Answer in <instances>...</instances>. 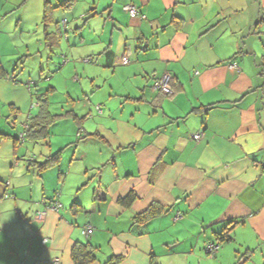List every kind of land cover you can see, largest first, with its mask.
Returning a JSON list of instances; mask_svg holds the SVG:
<instances>
[{"label": "crops", "instance_id": "0c3cea01", "mask_svg": "<svg viewBox=\"0 0 264 264\" xmlns=\"http://www.w3.org/2000/svg\"><path fill=\"white\" fill-rule=\"evenodd\" d=\"M106 3L107 22L100 32L90 26L93 34L81 39L86 50L76 58L97 59L86 73L99 80L93 92L105 88L108 94L88 100L83 114L71 109L90 117L84 126L65 115L74 125L59 130L61 147L94 141L75 170L70 163L58 172L53 194L42 182L37 203L31 190L19 192L22 182H0V195L7 193L0 198V231L6 233L0 255L15 264H51L55 256L59 264H75L72 247L89 242L95 256L89 264L115 257V264H236L240 258L264 264V0ZM129 3L145 18L130 17L123 10ZM42 9L41 3L39 23ZM4 51L0 47L6 68ZM122 57L129 62L122 64ZM165 73L174 85L171 96L152 87ZM31 172L44 179L45 171ZM58 183L61 207L38 219ZM130 192L129 205L119 202ZM74 201L81 205L76 212ZM153 202L167 211L133 227L132 217ZM177 212L182 217L174 220ZM87 224L95 230L85 238ZM225 228L231 240L209 256L205 244Z\"/></svg>", "mask_w": 264, "mask_h": 264}, {"label": "rangeland", "instance_id": "374dc122", "mask_svg": "<svg viewBox=\"0 0 264 264\" xmlns=\"http://www.w3.org/2000/svg\"><path fill=\"white\" fill-rule=\"evenodd\" d=\"M22 1L0 0V47L5 49L2 58L9 60H6V68L14 75L13 79L11 77L0 79V133L5 134L0 141V182L4 184L11 178L17 182L16 184L22 182L24 187H21L19 192L24 194L31 190L32 200L37 203L38 197L44 192L42 182L51 188L53 194L52 188L57 181L58 172H62V168L70 163H72V171L75 170V167L85 160L84 156L90 149L88 145L94 140L82 142L78 146L69 143L61 147L59 144L62 137L59 130L67 124L74 125L71 120H66L64 117H59L61 119L58 118L51 125L49 136L45 140L33 143L28 137L21 139L20 135L24 131V124L38 111L37 96L47 94L49 86L54 87V90L49 91L47 95L48 108L53 114L64 113L72 108L79 115L83 114L81 107L87 106L88 100L93 102L94 97L101 92V96L108 94L103 90L105 88L95 89L97 92H93L99 80H92L89 71L86 73L87 65H92L95 69L93 65L97 59L79 61L76 58L82 57L80 52L86 50L79 46V42L93 34L90 26L97 27L100 32L103 28L101 24L107 22L108 9L103 12L101 10L107 6L108 0L96 2L95 9L99 12L96 15L90 10L92 6L94 7L92 2L96 0H75L67 10L53 9V22L50 23L52 28L59 19L65 17L69 20L68 30L62 33L60 45L54 46L52 52L42 43V26L39 24L41 3L43 5L44 0H30L18 6ZM50 1L57 2V0ZM83 10L87 15L91 13V16L86 15L81 19L80 12ZM73 76H78L79 81H74ZM89 118L87 115L83 126ZM81 133L85 134L83 131ZM16 138L19 142L14 145ZM61 148L59 165L46 170L43 180L31 172L33 168L26 171L27 160L41 161L49 153ZM55 188L60 189V183ZM11 219L16 218L11 217ZM0 234L6 235L3 230ZM0 260L1 264H15L11 257L0 255ZM243 264L248 263L244 261Z\"/></svg>", "mask_w": 264, "mask_h": 264}, {"label": "trees", "instance_id": "16d2710c", "mask_svg": "<svg viewBox=\"0 0 264 264\" xmlns=\"http://www.w3.org/2000/svg\"><path fill=\"white\" fill-rule=\"evenodd\" d=\"M75 0H58L55 3H52L50 0H44L43 2V9H42V17H41V22L39 23L42 30V38L44 44L48 47L49 51H53V47L58 46L60 39L62 37V33H66L67 29V24L68 21L67 19H59L57 20L55 26L52 28L50 26V23L53 22V9L55 8H61L63 10L69 9ZM23 1L22 3H24ZM130 4V3H129ZM126 5V4H125ZM124 6V5H123ZM106 54H110L109 52H106ZM89 61L91 59L87 58ZM259 73L262 76V84L260 86L261 88V93L262 97L264 98V57L262 62L260 63L259 66ZM12 75V76H10ZM13 74L9 73V71L3 66L2 63H0V79H6L11 77L13 79ZM160 77V76H159ZM158 78V77H157ZM76 79V78H75ZM155 80V79H154ZM154 82V81H153ZM170 87L173 91L175 92L174 85L172 84V81L170 80ZM54 90V87L49 86L47 89V94L43 93L37 96V106H38V111L36 115L31 116L25 124H24V131L21 133L20 138L23 139L25 137H28L29 140H31L33 143H37L38 141L45 140L49 136V127L57 121L59 117L62 116H69L72 117L77 123L80 124V128L82 127L81 124L83 123V120L85 119L84 117H77L71 110L66 111L64 114H53L49 108H48V100H47V95L49 91ZM155 91L159 92L161 95H166L161 93L159 90L154 89ZM169 94L166 96H171L173 95ZM14 106V105H13ZM15 108V107H14ZM100 106H96V110L100 112L101 110L99 109ZM17 110V108H15ZM80 131V130H79ZM5 134L0 133V139L3 138ZM82 135L80 132L77 134V140L81 139ZM18 141V138L14 141V144L16 145ZM61 150H57L54 153H50L44 157L43 160L37 161L34 159H29L28 161V168H34L36 173L40 175L42 172L46 171L47 169L58 166L60 159H61ZM6 184V182H5ZM7 185V184H6ZM56 190V189H55ZM54 190V191H55ZM59 195V190H56L54 193ZM7 193H3L2 196L0 195V198L6 197ZM57 197V196H56ZM134 199V193L130 192L128 193L125 197H122L119 199V202L122 204L129 205ZM61 207V206H60ZM81 205L78 204L76 201L73 203V209L74 212H76V209H80ZM167 209L155 202L151 203L145 210L136 213L132 217V226L136 228H142L150 219H153L163 213H165ZM90 226L92 227V232L86 236L85 233L83 232L84 229ZM95 228L92 225H85L82 234L85 238L90 237ZM215 241H210L208 243H212L214 245H217V249L214 251V253H208L205 250V247L208 243L205 244L204 250L209 256L215 255L216 251L219 248V243L223 242H228L231 240L232 236L229 234V229L225 228L220 232H215ZM248 252H251L250 250H246L242 255L247 258ZM71 257L74 261L75 264H89L91 263L95 256H94V247L89 243V242H77L71 249ZM120 257H115L111 258L107 264H115L119 261ZM241 260V258H240Z\"/></svg>", "mask_w": 264, "mask_h": 264}, {"label": "built area", "instance_id": "2783aa9c", "mask_svg": "<svg viewBox=\"0 0 264 264\" xmlns=\"http://www.w3.org/2000/svg\"><path fill=\"white\" fill-rule=\"evenodd\" d=\"M123 10L128 13V15L130 17H136V16H140L141 18H145L144 15L140 14L139 10L137 9V7L133 4H126L123 6ZM121 62L122 64H127L129 62V60L127 59V57H122L121 59ZM230 67L232 68H236L237 65L234 61H232L230 64H229ZM170 80H171V75H169L168 73H165L163 75H161L160 77L156 78L152 84V87L153 89H156V90H159L161 93L163 94H166V95H169V94H172L173 91L170 87ZM201 134L200 133H195L192 135V138L194 140H198L200 138ZM58 194L56 193L55 194V198L49 203V205L46 206V208L44 210H40L37 212V217L38 219H42L45 214H46V211L48 209L50 210H54V211H57L61 204L60 202L56 199V196ZM182 215L180 213H176L175 216H174V220H178L179 218H181ZM86 236H88L91 232H92V227L90 226H87L84 231ZM217 249V245H214L212 243H208L205 247V250L208 252V253H214V251ZM59 257L58 256H55L51 259V264H59Z\"/></svg>", "mask_w": 264, "mask_h": 264}, {"label": "water", "instance_id": "95a60500", "mask_svg": "<svg viewBox=\"0 0 264 264\" xmlns=\"http://www.w3.org/2000/svg\"><path fill=\"white\" fill-rule=\"evenodd\" d=\"M244 261H245V259H241V260L238 261L236 264H243Z\"/></svg>", "mask_w": 264, "mask_h": 264}]
</instances>
